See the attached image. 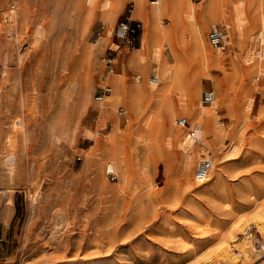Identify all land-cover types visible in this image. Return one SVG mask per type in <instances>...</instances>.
I'll return each mask as SVG.
<instances>
[{
  "label": "rangeland",
  "instance_id": "374dc122",
  "mask_svg": "<svg viewBox=\"0 0 264 264\" xmlns=\"http://www.w3.org/2000/svg\"><path fill=\"white\" fill-rule=\"evenodd\" d=\"M108 1L0 0V264H206L202 256L212 251L219 231L233 220L238 219L241 226L232 244L246 239L245 231L252 226L264 234V229L252 224L254 206L247 200L251 193L258 204L264 203V74L250 80L247 71L255 54L245 60L248 50L261 48L264 54V45L258 47L251 39L252 10L248 18L241 17L242 33L233 35L229 44V5L225 17L197 20L206 25L205 38L212 28L225 33L223 48L207 42L211 53L220 54L221 64L211 72L222 83L217 85L201 74L193 79L199 87L195 106H211L200 102L208 89L220 100L214 113V125L220 130L217 139L211 128L191 119L172 99L171 120L164 107L157 118L163 155L150 152L147 161L133 149V133L143 129L140 123L135 126L140 118L125 91L137 82L148 85L151 73H159L155 61L145 62L146 71L128 63V56L140 45L112 50L110 30L122 18L126 5L134 2L118 0L113 6ZM103 8L114 12L111 23L101 16ZM159 20L160 28L172 34L160 37L156 45L172 62L175 33L180 28L172 27L174 19L169 15L161 14ZM99 22L108 28L94 45L93 31ZM84 48L93 49L92 59L76 63ZM109 54L116 56L112 71L102 60ZM190 68L195 70L194 62L186 75ZM82 75L88 85L85 103L78 101L70 84ZM108 76L119 78L123 93L101 113L105 97L97 100L95 96L105 85L108 94L113 89ZM119 107L125 109L124 115L118 114ZM149 112L157 114L151 109L143 116ZM185 117L189 128L176 124ZM14 120H18L16 125ZM115 123L124 136L121 156L125 166L122 173L114 169L111 177L105 165L109 156L103 155L101 145ZM193 127L201 130L200 141L188 149L195 154L187 172L193 183L194 167L202 153L211 156L212 167L215 145L234 148L221 164L220 189L209 195L183 186L179 167L183 152L177 140ZM165 138L170 145L164 148ZM8 154L13 160L6 158ZM148 187L154 195L147 194ZM250 252L247 258L238 257L237 264H264L257 257L260 252ZM224 263L232 264L228 258L214 264Z\"/></svg>",
  "mask_w": 264,
  "mask_h": 264
},
{
  "label": "bare ground",
  "instance_id": "6f19581e",
  "mask_svg": "<svg viewBox=\"0 0 264 264\" xmlns=\"http://www.w3.org/2000/svg\"><path fill=\"white\" fill-rule=\"evenodd\" d=\"M157 1L159 2L157 7L161 11L159 15L165 14L171 16L174 19L172 27L180 28V30L175 33L178 35L176 37V46L171 51V58L173 61L169 62L168 57L163 54L160 50V47L156 45L160 37L168 36L172 33L166 28H160L158 22H153L152 24L144 23V31L141 36L140 46L135 48L128 56V63L138 71H146L148 66H145V62L149 60L151 62L155 61L156 69L159 73V79L156 83L149 81L148 85L144 82H137V84L125 91L127 98L133 105L135 112L138 113V117L140 118L138 124L135 126H139L140 123V126L143 129L139 132L133 133V149L136 151L139 157L146 158V160V156L150 152L157 151L163 155L161 146L162 144H160L158 136L159 122L157 118L160 115V110L162 107H164L167 111L168 120H171V117L174 113V101H172V99H176L178 106H180L179 108L183 112L187 113L191 119L196 122H203L208 129L211 128V132H213V138L215 140L219 134V128L214 125V113L220 106V100L214 98L211 106L208 108H201L199 104L198 106H195L194 103V101L199 102L197 99L199 87L197 86L198 84L195 85L196 80H193L197 78L198 74L208 76L210 79H212L213 83L217 85H220L223 80L212 75L211 70L212 68L220 66L221 57L219 52L216 51L211 53L208 50V41L206 40L207 38H205L203 33L206 25L199 24L197 21L198 17H225L227 15H224V13L227 6L229 5L230 12L232 14L230 15L232 17V26L226 25V27L229 29L226 36V43L229 44L232 41L231 39L233 35H241L243 30L242 26L244 23V20L241 19V17H247L250 15L249 10L251 9L252 16L249 20L251 21V28L254 30V36L251 37L252 42H256L258 47H262L264 45V0H246L245 2L242 0H202L198 4L192 0H169L168 2L167 0L166 2L165 0ZM133 2L134 8L132 11V17L141 18L140 8L142 0H133ZM117 3L118 0L108 1V4L113 6L117 5ZM106 5L107 2L103 3V6ZM86 16L87 18L89 17V15H85V17ZM101 16L108 23H111L114 12H109L108 9L103 8V10H101ZM247 53L248 54L245 60L252 59V57L249 56L251 54H255V57L252 60L253 63L247 71V73L250 74L249 79L254 81L259 79L260 76L264 74V54L261 48L260 50L259 48L253 50L252 53L251 50H248ZM92 55V48H84L80 50L78 57L75 59L76 63L90 61L92 59ZM190 62L195 63V70L191 71L190 68V70H188L189 73L186 75L185 71L188 69ZM235 71H238L237 67L235 68ZM86 79L87 77L83 76V78H79L78 76L77 79L73 78L70 82L72 92L76 94V98L80 103H85L88 100V85ZM108 81L113 85V89H111V92L105 96L103 104L100 105L101 113L106 111L108 108V103L113 102L117 97H119L120 94L123 93V89L119 84L120 80L117 76H108ZM158 96H161V98L157 99ZM145 100H150L146 106L143 105ZM151 109H156L157 114L154 115L149 112L146 114V116H143L144 113H147ZM16 122H18V120H14L12 122L13 125H16ZM118 125L119 123H115L113 130L107 134L104 142L101 145V150L103 155L109 156L108 161L105 162L107 167H105L106 170H112L114 172V169H116L122 173L123 165L125 164L121 156L122 139L124 136L120 134L121 130ZM200 134L201 130L197 128V141H200L201 139ZM168 140V138L164 139V148L170 145V141ZM194 143V137L189 133V131H184V133L180 135L177 140V145L183 152L179 163L180 170H182L183 173V186L185 189L194 191L196 193L209 195L218 188L220 189L221 173L224 170L221 164L225 160L227 152L229 150H233L234 148L229 145L228 148L222 149L219 145H215L214 150L216 152V158L209 171V174L204 180H198L193 176L194 181L196 182L193 183L188 179L187 172L190 164L193 161V158L195 157V154L192 155L188 149L191 148ZM9 154L6 155V158L13 160L12 154ZM99 159L102 160L101 158ZM137 163L139 164V162ZM8 170H11V166L8 167ZM210 179L211 181L206 183ZM262 186L264 187V180L262 181ZM148 188L150 190L147 194L152 196L153 191L151 190V187ZM247 200L252 206H254L253 210L251 211V218H254V220L251 221L252 224L254 223L261 229H264V203L258 204L256 196L252 195L251 193L248 194ZM237 222L238 219H235L230 225L219 231L217 234V242L215 243L214 248L211 252L202 256V262H205L206 264H214L216 261H219L222 258H228L231 260L232 264H237L238 257L242 259L247 258L251 253L250 251H254L252 245H250L252 250L249 248V245L246 242L247 238H242L236 244L231 243V241H235L237 238L235 230L241 226V223ZM257 257H260V259L262 258L260 263L264 262V255H259Z\"/></svg>",
  "mask_w": 264,
  "mask_h": 264
},
{
  "label": "built area",
  "instance_id": "2783aa9c",
  "mask_svg": "<svg viewBox=\"0 0 264 264\" xmlns=\"http://www.w3.org/2000/svg\"><path fill=\"white\" fill-rule=\"evenodd\" d=\"M156 0H151V3H156ZM134 5L133 3H128L125 7L124 14L122 18L117 20V22L113 25L111 34L113 37V51L117 52L121 48L133 49L137 45L141 43V35L143 31V25L141 20L135 19L132 17ZM107 25L99 22L96 28L93 31L94 35V45L98 44L100 38L104 37V34L107 32ZM109 32V31H108ZM208 43L215 48H223L224 47V38L225 33L221 28H212L208 31L206 35ZM167 48V47H166ZM165 49V47H164ZM104 64L108 68L109 71H112L113 65L115 64L116 56L109 54L105 55L102 58ZM139 77V76H138ZM159 79L157 73H151L149 77V81L156 83ZM108 86L100 87L99 92L95 96L97 100H102L106 94L109 92ZM215 98L214 91L212 89H208L202 92L201 94V103L210 104ZM126 113L125 109L122 107L118 108V114L124 115ZM176 124L183 128H189V124L185 118H178L176 120ZM189 133L194 137V142L197 141V127H193L189 129ZM212 165V158L210 155L202 153L197 160L194 167L193 176L198 180H204L210 170ZM106 174L114 177L112 170H106ZM247 238L250 239L251 245L254 250L260 252V255H264V237L263 234L256 227H249L245 231ZM228 264V263H224Z\"/></svg>",
  "mask_w": 264,
  "mask_h": 264
},
{
  "label": "crops",
  "instance_id": "0c3cea01",
  "mask_svg": "<svg viewBox=\"0 0 264 264\" xmlns=\"http://www.w3.org/2000/svg\"><path fill=\"white\" fill-rule=\"evenodd\" d=\"M157 1V0H156ZM169 0H167L168 2ZM166 2V0H165ZM150 4H147L145 0H142L141 3V8H140V14H141V18H135V19H139L144 23L147 24H152L153 22H158L160 24V16L159 13H161L160 9L157 7L159 4V2L157 1L156 3H151V0L149 1ZM158 4V5H157ZM134 5V4H133ZM165 15V14H163ZM143 31H144V26H143ZM142 31V33H143Z\"/></svg>",
  "mask_w": 264,
  "mask_h": 264
}]
</instances>
